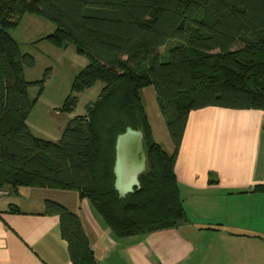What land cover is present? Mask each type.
Listing matches in <instances>:
<instances>
[{"label": "trees", "instance_id": "obj_1", "mask_svg": "<svg viewBox=\"0 0 264 264\" xmlns=\"http://www.w3.org/2000/svg\"><path fill=\"white\" fill-rule=\"evenodd\" d=\"M22 13L53 23L48 40L57 47L88 56L73 94L104 84L59 143L28 127L29 88L44 82L26 80L35 59L11 34ZM151 86L171 155L153 138L141 95ZM207 107L264 111V0H0V189L76 191L115 238L176 228L187 220L175 173L179 151L191 112ZM76 109L70 96L61 111ZM129 127L145 135L148 171L141 188L121 198L116 143ZM45 206L60 218L72 264H98L80 217L53 201Z\"/></svg>", "mask_w": 264, "mask_h": 264}, {"label": "crops", "instance_id": "obj_2", "mask_svg": "<svg viewBox=\"0 0 264 264\" xmlns=\"http://www.w3.org/2000/svg\"><path fill=\"white\" fill-rule=\"evenodd\" d=\"M157 143L173 153L171 139ZM175 173L187 220L127 238H115L76 191L19 189L0 200V264H72L47 201L80 217L98 264H264V111H192Z\"/></svg>", "mask_w": 264, "mask_h": 264}, {"label": "rangeland", "instance_id": "obj_3", "mask_svg": "<svg viewBox=\"0 0 264 264\" xmlns=\"http://www.w3.org/2000/svg\"><path fill=\"white\" fill-rule=\"evenodd\" d=\"M55 29L53 23L38 13H22L11 34L21 52L30 54L35 59V67L25 72L26 80L32 83L44 82L43 86L32 85L29 88L32 108L28 116V127L36 138L59 143L71 121L86 115L88 106L97 101L104 84L97 83L91 89L73 94L74 80L88 66L89 58L85 54H79L73 46L64 49L51 43L48 36ZM241 47L242 45L237 49ZM160 52L165 53V49ZM70 96L77 97V109L73 113H63L61 109ZM142 96L147 116L155 129L153 138L166 146L168 141L170 143V135L155 88H146ZM13 196L15 194H10L5 199Z\"/></svg>", "mask_w": 264, "mask_h": 264}, {"label": "water", "instance_id": "obj_4", "mask_svg": "<svg viewBox=\"0 0 264 264\" xmlns=\"http://www.w3.org/2000/svg\"><path fill=\"white\" fill-rule=\"evenodd\" d=\"M148 171V151L143 131L131 127L117 138L115 188L121 198L140 189V177Z\"/></svg>", "mask_w": 264, "mask_h": 264}, {"label": "built area", "instance_id": "obj_5", "mask_svg": "<svg viewBox=\"0 0 264 264\" xmlns=\"http://www.w3.org/2000/svg\"><path fill=\"white\" fill-rule=\"evenodd\" d=\"M5 189H0V198L2 199L3 197L5 196H8L9 195V191L8 190H5Z\"/></svg>", "mask_w": 264, "mask_h": 264}]
</instances>
